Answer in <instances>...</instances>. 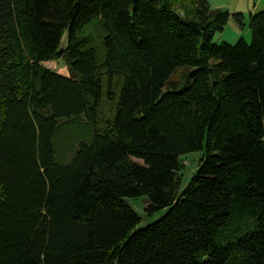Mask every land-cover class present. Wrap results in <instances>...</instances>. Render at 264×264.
Returning a JSON list of instances; mask_svg holds the SVG:
<instances>
[{
  "label": "trees",
  "instance_id": "1",
  "mask_svg": "<svg viewBox=\"0 0 264 264\" xmlns=\"http://www.w3.org/2000/svg\"><path fill=\"white\" fill-rule=\"evenodd\" d=\"M230 17L0 0V264H264V10L249 43L213 44ZM57 60L67 74L42 66ZM142 196L166 212L137 229Z\"/></svg>",
  "mask_w": 264,
  "mask_h": 264
},
{
  "label": "rangeland",
  "instance_id": "2",
  "mask_svg": "<svg viewBox=\"0 0 264 264\" xmlns=\"http://www.w3.org/2000/svg\"><path fill=\"white\" fill-rule=\"evenodd\" d=\"M208 6L211 10L227 11L230 15L235 13H241L244 16L243 26L239 27L232 17L229 18L222 31L217 32L213 36V44H220L225 42L227 44H235L236 41L242 38L246 43L250 42L251 33L248 28V15L252 12H260L264 10V0H207ZM66 44V33L62 37L61 46ZM42 66L47 69L54 71L58 74H67V69L63 61L57 60L52 62H43ZM183 70L177 69L176 73L172 76V81L178 82L181 79ZM202 157L201 152H193L181 156L180 162L182 170L180 172L181 180L179 186V192L184 189L193 174L196 172L198 167V161ZM127 204L140 218V222L137 229L143 228L162 217L166 209L160 210L148 215L144 208L146 206V198L144 196L137 198L126 199Z\"/></svg>",
  "mask_w": 264,
  "mask_h": 264
},
{
  "label": "crops",
  "instance_id": "3",
  "mask_svg": "<svg viewBox=\"0 0 264 264\" xmlns=\"http://www.w3.org/2000/svg\"><path fill=\"white\" fill-rule=\"evenodd\" d=\"M251 14H254V12H252Z\"/></svg>",
  "mask_w": 264,
  "mask_h": 264
}]
</instances>
